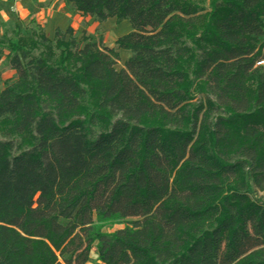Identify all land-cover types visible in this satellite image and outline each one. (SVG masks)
<instances>
[{
  "label": "trees",
  "instance_id": "1",
  "mask_svg": "<svg viewBox=\"0 0 264 264\" xmlns=\"http://www.w3.org/2000/svg\"><path fill=\"white\" fill-rule=\"evenodd\" d=\"M62 2L130 32L0 37V264H264V0Z\"/></svg>",
  "mask_w": 264,
  "mask_h": 264
},
{
  "label": "rangeland",
  "instance_id": "2",
  "mask_svg": "<svg viewBox=\"0 0 264 264\" xmlns=\"http://www.w3.org/2000/svg\"><path fill=\"white\" fill-rule=\"evenodd\" d=\"M32 15L33 14H29L26 20L27 22L25 24L20 25L21 30L18 27H16L15 25L16 20L12 18L11 19L12 23L10 27H8V30L4 31L3 33L4 34L3 36L5 37V39L14 42L17 35H21V36L28 35L31 29V22H35L40 27L42 26L45 27L44 20L40 18L38 13L37 15H33V16ZM78 18L79 19L75 18V22H74L75 24L73 25V27L77 31L80 30L81 32L80 33L75 32V35L73 36L78 40L80 35L85 34V36L89 40L99 45L100 48H103V47L108 48V47L113 46L115 38L118 35H122L125 31V27L121 25L122 23L117 24L114 20L105 22L103 24H98L89 18H84L81 16H78ZM43 31L46 36V31L45 30ZM0 55H1V58H0V90H1L3 87V83L5 82L4 86L6 84H10V81H12L14 77H12V73H10L11 71L7 66V61H6L7 51L5 49H1ZM125 60L126 59L124 55L119 56V62L116 64V67H115L116 71H120L123 69V64ZM262 70H264V66L262 67ZM127 222L128 221L117 220V221H113L109 223L97 224L94 220V225L101 234L111 235L115 233L116 231L123 229L125 225L127 224ZM96 248H97V243H94L91 246V251L89 253L87 264H100L97 261Z\"/></svg>",
  "mask_w": 264,
  "mask_h": 264
},
{
  "label": "crops",
  "instance_id": "3",
  "mask_svg": "<svg viewBox=\"0 0 264 264\" xmlns=\"http://www.w3.org/2000/svg\"><path fill=\"white\" fill-rule=\"evenodd\" d=\"M37 13L40 18L44 20L45 27L42 26V28L46 31V37L49 40L52 39L53 32L56 29L61 31L71 29L73 31V35H75V32H81L80 30L77 31L73 27L75 24V18L79 19L78 16L80 15L67 10L61 0H0V37H2L4 35V31L8 30V27H10L12 18L16 20V27L21 30L20 25L27 22L26 20L29 14L37 15ZM121 25L125 27V31L122 35H118L114 42L117 38L130 32L128 23L123 22ZM80 37L81 35L79 38ZM103 48L112 49L114 48V45L108 48ZM118 55H124L126 59L125 61L129 59V54L127 52L119 51ZM10 73H12V77H14L12 81H10V84H12L15 82L16 76L14 72L11 71ZM4 83L0 92L4 89Z\"/></svg>",
  "mask_w": 264,
  "mask_h": 264
},
{
  "label": "built area",
  "instance_id": "4",
  "mask_svg": "<svg viewBox=\"0 0 264 264\" xmlns=\"http://www.w3.org/2000/svg\"><path fill=\"white\" fill-rule=\"evenodd\" d=\"M264 66V62H259L256 64V68H262Z\"/></svg>",
  "mask_w": 264,
  "mask_h": 264
}]
</instances>
